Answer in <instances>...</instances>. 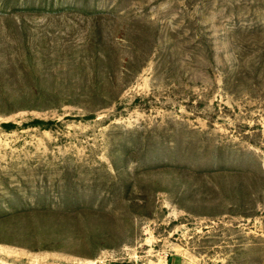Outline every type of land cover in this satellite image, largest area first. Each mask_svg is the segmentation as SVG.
Here are the masks:
<instances>
[{"label":"rangeland","instance_id":"1","mask_svg":"<svg viewBox=\"0 0 264 264\" xmlns=\"http://www.w3.org/2000/svg\"><path fill=\"white\" fill-rule=\"evenodd\" d=\"M264 264V0H0V264Z\"/></svg>","mask_w":264,"mask_h":264},{"label":"crops","instance_id":"2","mask_svg":"<svg viewBox=\"0 0 264 264\" xmlns=\"http://www.w3.org/2000/svg\"><path fill=\"white\" fill-rule=\"evenodd\" d=\"M107 264H135L132 262H112V263H107ZM161 264H180V262L177 259H170V258H166L165 260L162 261Z\"/></svg>","mask_w":264,"mask_h":264}]
</instances>
